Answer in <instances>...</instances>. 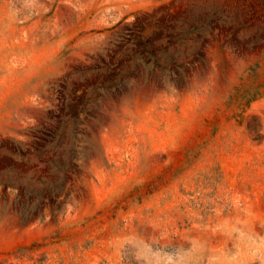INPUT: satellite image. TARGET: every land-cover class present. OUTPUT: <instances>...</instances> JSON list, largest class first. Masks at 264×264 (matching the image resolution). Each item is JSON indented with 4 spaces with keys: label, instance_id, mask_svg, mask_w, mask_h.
Listing matches in <instances>:
<instances>
[{
    "label": "rangeland",
    "instance_id": "374dc122",
    "mask_svg": "<svg viewBox=\"0 0 264 264\" xmlns=\"http://www.w3.org/2000/svg\"><path fill=\"white\" fill-rule=\"evenodd\" d=\"M0 264H264V0H0Z\"/></svg>",
    "mask_w": 264,
    "mask_h": 264
}]
</instances>
